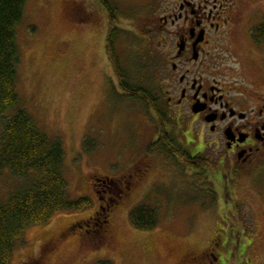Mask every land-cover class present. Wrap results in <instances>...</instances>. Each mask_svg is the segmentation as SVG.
Masks as SVG:
<instances>
[{
	"label": "rangeland",
	"instance_id": "rangeland-1",
	"mask_svg": "<svg viewBox=\"0 0 264 264\" xmlns=\"http://www.w3.org/2000/svg\"><path fill=\"white\" fill-rule=\"evenodd\" d=\"M107 1L116 9L122 32L116 58L129 82L163 97L165 81H175L170 35L177 31L164 18L183 0ZM194 1L212 8L233 0ZM243 1L249 15L259 10L258 25L264 0ZM24 15L17 28L18 107L63 142L67 195L88 198L92 207L61 211L31 227L11 264H264V166L230 172L225 180L214 146L204 147L202 137L196 141L198 125L171 116L167 131L180 147L209 157L216 167L195 171L158 147L150 151L162 133L159 120L118 83L105 51L111 11L101 0H28ZM228 32L235 50L240 40ZM224 44L211 59L219 73L236 63ZM145 167L149 171L138 174ZM18 183L3 173L0 198L7 199ZM127 185L131 191L119 198ZM139 204L159 213L154 230L132 224L130 212Z\"/></svg>",
	"mask_w": 264,
	"mask_h": 264
},
{
	"label": "flooded vegetation",
	"instance_id": "flooded-vegetation-1",
	"mask_svg": "<svg viewBox=\"0 0 264 264\" xmlns=\"http://www.w3.org/2000/svg\"><path fill=\"white\" fill-rule=\"evenodd\" d=\"M177 6L164 18L177 30L170 35L175 41L170 58L175 81L166 80L171 86L162 88L167 115L198 125L193 128L196 141L202 137L204 147L214 146L218 172L224 173L225 180L233 171L260 170L264 166V18L255 26L259 10L249 15L243 0H233L228 7L223 4L221 9L194 0L180 1ZM229 29L241 43L235 50L226 38ZM223 41L224 48L236 55V63L235 67L225 65L219 73L211 59ZM138 170V174L149 171L146 167ZM127 191H131L128 185L119 198Z\"/></svg>",
	"mask_w": 264,
	"mask_h": 264
},
{
	"label": "trees",
	"instance_id": "trees-1",
	"mask_svg": "<svg viewBox=\"0 0 264 264\" xmlns=\"http://www.w3.org/2000/svg\"><path fill=\"white\" fill-rule=\"evenodd\" d=\"M27 3L28 0H0V176L7 171L19 180L18 187L7 199L0 198V264H11L17 243L23 241L31 227L48 223L61 211H82L92 207L88 198L70 200L67 195L69 184L63 142L43 132L33 115L18 107L17 66L21 58L17 28L24 20ZM101 3L111 11L105 51L118 83L126 96L143 101L159 120L162 133L149 146L150 151L158 147L170 158L183 160L185 167L195 171L214 169L216 166L209 157L193 156L188 147L183 150L178 139L167 131L170 122L165 99L142 85L129 82L116 58V42L122 37L114 14L116 9L107 0H101ZM130 213L136 229L154 230L159 224V213L147 204L137 205ZM98 264L112 263L102 261Z\"/></svg>",
	"mask_w": 264,
	"mask_h": 264
}]
</instances>
